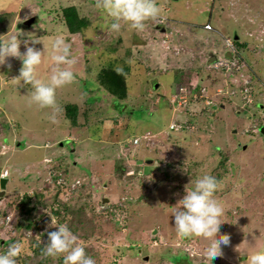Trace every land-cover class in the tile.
Listing matches in <instances>:
<instances>
[{
  "label": "rangeland",
  "instance_id": "374dc122",
  "mask_svg": "<svg viewBox=\"0 0 264 264\" xmlns=\"http://www.w3.org/2000/svg\"><path fill=\"white\" fill-rule=\"evenodd\" d=\"M63 2L0 0V39L20 34L21 52L32 38L40 41L34 47L45 48L36 70L42 82L57 36L76 58L75 79L56 90L57 123L49 120L51 108L31 102L32 86L14 79L21 60L0 64V176L11 175L0 223L8 216L13 222L4 238L0 229V252L13 239L22 244L25 264L44 261L34 250L56 230L49 227L52 218L77 235L96 264H209L203 254L208 238L179 235L172 217L185 186L208 169L219 181L215 196L224 207L220 232L230 235L211 264H243L247 254L264 250V0H157L160 16L143 30L121 22L119 32L109 29L111 20L96 0H67L90 22L76 35L58 10ZM31 18L35 23L26 26ZM236 34L243 57L263 46L255 54L252 90L244 82L250 77L207 70L215 52L227 47L221 36L233 42ZM109 65L129 69L128 93L119 101L97 80ZM178 81L181 88L214 91V103L225 108L208 116L185 88L187 103L174 104L184 102L176 97ZM245 83L249 88L240 94ZM67 104L78 106L80 127L72 129L64 118ZM172 123H187L188 130L173 132ZM145 134L148 140L140 142ZM135 137L140 144L130 141ZM26 194L32 204L43 202L30 217L20 205ZM27 218L35 226L30 230L21 227ZM49 258L57 264L61 257Z\"/></svg>",
  "mask_w": 264,
  "mask_h": 264
},
{
  "label": "clouds",
  "instance_id": "9594fccd",
  "mask_svg": "<svg viewBox=\"0 0 264 264\" xmlns=\"http://www.w3.org/2000/svg\"><path fill=\"white\" fill-rule=\"evenodd\" d=\"M96 7L100 9L107 17L110 18L109 29L114 32H119L121 29V22L128 24L129 27L135 30H143L145 28V22L149 19L156 18L161 15V8L157 4V0H96ZM167 9V10H166ZM169 13V8H164ZM207 29H211L209 24L205 25ZM204 27V26H203ZM20 35V34H19ZM19 35H10L7 39H0V64H4L8 57L19 58L22 62V66L19 70V75L14 79L19 83L23 81L25 84H30L33 91L31 92V102L39 105L41 108L49 107L52 109L49 115V120L52 123H57V116L60 112V108L56 102V90L57 88L73 82L75 74L71 70V66L76 63V58L71 55L70 45L65 41L64 38L57 36L51 44L52 64L50 67V75L47 82H42L37 78L36 70L37 67L42 63V57L45 52L44 50L37 49L34 45L40 41L36 38H32V43L26 40L24 41L25 51H20L21 40L18 39ZM222 42H227V47L221 51L215 52L217 57L214 58L213 68L225 73H232L231 76L236 75L238 77H250L246 83H252L251 90L253 89L254 83V72L257 68V58L255 57L256 51L259 48H255L252 53L246 52V57L242 56L239 47L244 44L239 42V36H234L233 42L231 39L226 38L222 35ZM230 41L233 47L228 46ZM240 43V44H239ZM44 45V44H43ZM222 52L230 53L229 56H223ZM10 67V65H9ZM245 83V85H246ZM249 85L242 88L245 90L240 91V94L245 93L249 88ZM189 87V86H188ZM187 87H182L185 92ZM202 88L199 87L200 91ZM192 91V100L196 98L206 97L203 104L204 109L210 107L213 114H217L225 105L214 103L216 93L214 91H201L200 97H197L198 91L193 87H189ZM180 93H176V97H179ZM244 101V97H242ZM180 101V100H179ZM211 101V103H209ZM213 102V103H212ZM250 106L253 104L249 97ZM180 104V106L187 103V97L184 102H174V104ZM231 103V102H230ZM244 103V102H241ZM205 104V105H204ZM232 104V103H231ZM125 105H123L124 107ZM232 107L233 104H232ZM64 118H66L64 114ZM68 121V120H67ZM110 124V121H106ZM70 125V124H69ZM171 125V126H170ZM169 128L174 130L181 129L188 130V124H170ZM263 126H261L262 128ZM260 128V133L261 132ZM139 136V140H148L149 136ZM143 137V138H142ZM138 139L132 138V143L135 145L140 144ZM6 173L1 175L0 180L5 178L10 182V177ZM56 181V177L51 179V182ZM7 183V185H8ZM6 185V192H7ZM61 185V183H58ZM187 185H190L188 187ZM185 186L184 195L180 198L176 207L172 212L174 221V228L176 232L181 236H196L208 238V243L204 248V256L211 264V258L220 257L223 255L222 246H227L230 243V235L227 233H221L220 228L222 223L225 221L221 220V216L224 213V207L222 203L216 198L215 192L218 189L219 181L215 175L212 174L211 169L204 170L198 174L194 179ZM0 187V192H1ZM5 196V195H4ZM3 196V197H4ZM2 201V200H1ZM11 225H13L12 218L10 216L6 219H1L0 229L2 230L1 237L4 238L6 234H10ZM18 227V226H17ZM49 227H55L56 230L47 233L48 242L42 249V254L46 257H62L63 264H96V260L88 255L83 245L78 243V237L72 232V230L66 224H58L54 219L51 218ZM16 229V227H15ZM11 240V238H10ZM7 246L6 251L0 252V264H21V259H17L23 252V247L20 241ZM21 258V257H20ZM243 264H264V250H258L251 254H247V258L243 261Z\"/></svg>",
  "mask_w": 264,
  "mask_h": 264
},
{
  "label": "trees",
  "instance_id": "16d2710c",
  "mask_svg": "<svg viewBox=\"0 0 264 264\" xmlns=\"http://www.w3.org/2000/svg\"><path fill=\"white\" fill-rule=\"evenodd\" d=\"M66 1L64 0V2L61 3V5L59 4V9H58L62 13L64 24L67 27L70 34H72V35L81 34V33H83V30L88 28V26L90 25V22L86 17L81 15L80 10H78L79 8L76 5L65 4ZM212 64H213V62H211L210 64L208 63L207 70L213 68ZM198 70L199 71L203 70V68H199ZM176 72H177V69H176ZM128 73H129V69H123L122 71H117L113 66L109 65V66L105 67L99 75H97L98 76L97 80L99 82V85L103 89H105L112 97H114L117 101H119L121 98H126L127 93H128V86H127V80H126L127 78H125V76H127ZM181 85H183V84L180 81L176 82V92L175 93L179 92ZM195 90L198 91L199 89H195ZM202 90L205 92L207 91V89L202 88L200 91H198L197 97H200V95H201L200 93ZM196 100L200 104H203L206 100V97L196 98ZM203 110H204V113L208 116H213V117L216 116V114L212 113L210 107H207L205 109L203 108ZM78 113H79V108L77 105H75V104H67L66 105L65 115H66V118L70 121V125H71L70 127L71 128L73 127L72 129H75L77 126L80 127V124L78 121ZM56 187H58V188H55L57 191L60 188H62L61 185H56ZM32 203H33L32 197L30 195L26 194L22 198L21 204H20L22 210L29 217L32 216L33 214H35V212H37V208L39 207L38 204H42L43 202L41 201V199H39L36 203H34V204H32ZM80 210H82V208ZM54 213L57 214V211ZM77 216H78V222L81 223V220H82L81 217L79 215H77ZM24 221L27 222V224H25V226L21 225L22 228L24 227L26 230H30L31 228L35 227L34 225H32L30 223L28 218L25 219ZM44 235L47 236L46 233ZM11 241L13 243L16 242V241H13V239ZM11 241H8V242H10V244H12ZM36 245H37V247L34 250V253H35L36 257H40L41 255H43L42 249L44 248V245H41L39 243H36ZM17 259H21V261H20L21 264H25V262L27 261V260H24L23 258H20V257H18ZM51 263H53V261H51V259L49 257H46V256H44V261L39 262V264H51ZM18 264H19V262H18ZM57 264H63L62 257L59 259V262Z\"/></svg>",
  "mask_w": 264,
  "mask_h": 264
},
{
  "label": "water",
  "instance_id": "95a60500",
  "mask_svg": "<svg viewBox=\"0 0 264 264\" xmlns=\"http://www.w3.org/2000/svg\"><path fill=\"white\" fill-rule=\"evenodd\" d=\"M34 23H35V18H31V19H29V20H27L25 22V25L26 26H31ZM125 107H126V105L124 106L123 111L125 110ZM261 132H263V134H264V126L261 128ZM7 183H8V179L3 178V179L0 180V187L2 189L1 192H0V201L3 199V196L6 193V185H7ZM104 202H108V199H104ZM155 233H156V231H155Z\"/></svg>",
  "mask_w": 264,
  "mask_h": 264
},
{
  "label": "built area",
  "instance_id": "2783aa9c",
  "mask_svg": "<svg viewBox=\"0 0 264 264\" xmlns=\"http://www.w3.org/2000/svg\"><path fill=\"white\" fill-rule=\"evenodd\" d=\"M228 46L229 47H233V45H232V43L230 41H228ZM184 92L185 91L182 89L181 93H180V96H179L180 101H185V99H186ZM59 183H61V182H59Z\"/></svg>",
  "mask_w": 264,
  "mask_h": 264
}]
</instances>
